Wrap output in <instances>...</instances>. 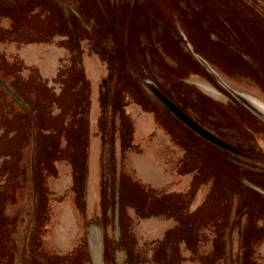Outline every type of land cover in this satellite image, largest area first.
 I'll return each instance as SVG.
<instances>
[{
	"label": "rangeland",
	"instance_id": "374dc122",
	"mask_svg": "<svg viewBox=\"0 0 264 264\" xmlns=\"http://www.w3.org/2000/svg\"><path fill=\"white\" fill-rule=\"evenodd\" d=\"M0 80V264H264V0H0Z\"/></svg>",
	"mask_w": 264,
	"mask_h": 264
},
{
	"label": "crops",
	"instance_id": "0c3cea01",
	"mask_svg": "<svg viewBox=\"0 0 264 264\" xmlns=\"http://www.w3.org/2000/svg\"><path fill=\"white\" fill-rule=\"evenodd\" d=\"M53 50H54V48H53ZM57 52H55V53H57L58 54V57H57V61L55 62L56 63V65L54 66V67H52L51 66V70L49 71H46L44 68H41L40 66H38L40 69H42V70H39L40 72H39V74H40V76H41V78L40 79H35L34 80V82H33V84H37V85H41V86H43L45 89H47V87H48V83H50L51 84V86H53V82L55 81V80H57L56 78H58V75H59V66H58V63H59V61L61 62V64H63L64 63V61H63V59H61V58H63V54H62V52H66L63 48H60V49H57L56 50ZM61 59V60H60ZM60 64V63H59ZM64 65V64H63ZM58 66V67H57ZM60 66H62V65H60ZM54 69V70H53ZM95 69H98V72H99V68H96L95 67ZM82 70H83V68H82ZM86 72H87V77H88V79H91V80H89L90 82H91V86L94 88V85H99L100 84V82L102 81V79H101V75L99 74V73H97L98 74V76L99 77H95V75H92L91 74V72L87 69L86 70ZM101 72V71H100ZM97 74H96V76H97ZM98 79V80H97ZM89 82V83H90ZM55 83V82H54ZM98 87H100V85L98 86ZM50 89V88H49ZM4 91V90H3ZM6 92V91H5ZM7 93V92H6ZM2 95V94H1ZM8 95H9V97L8 98H6V101L7 102H9L10 104H12L13 105V107L15 108V110L19 113V110H18V108L20 107V104L22 105V108L21 109H24V111H26V117H27V120H29L28 122L30 123V126H31V131H34V128H36V125H35V119H34V107H30V105H31V103L29 104L28 103V105L25 107L23 104H22V102L20 101V103H18V106H16V103L17 102H15L14 101V99L12 98L13 96H11L9 93H8ZM30 99H31V101H34V100H36V96L34 95V96H32V97H30ZM98 99H99V97H98ZM94 110L96 111V112H99V109H98V106H97V104H96V101L94 102ZM1 112V111H0ZM1 118V117H0ZM38 118H40V115L38 116ZM41 118H42V116H41ZM74 118V117H73ZM73 118H72V120H73ZM76 119V120H75ZM75 119H74V121H78L79 120V118L78 117H75ZM69 129V128H68ZM4 130V131H3ZM3 130H2V127L0 126V141H1V137H4L5 135H7V142H8V147L7 146H5V145H3V146H1L0 145V163L1 162H3V160H5L4 158H5V156L7 155V154H9V152H10V149H11V147L9 146V145H11V142L9 141V140H11V135H10V128L8 129L6 126H5V128H3ZM46 131V130H45ZM35 132V131H34ZM9 139V140H8ZM44 139V138H43ZM59 143H61V141L59 140ZM36 140H35V138L32 136V137H30L29 138V140H28V148H30V151L31 152H34V150L36 149ZM63 144V143H62ZM7 145V144H6ZM5 146V147H4ZM7 148H9V149H7ZM7 149V150H6ZM6 152V153H5ZM41 242V241H40Z\"/></svg>",
	"mask_w": 264,
	"mask_h": 264
},
{
	"label": "water",
	"instance_id": "95a60500",
	"mask_svg": "<svg viewBox=\"0 0 264 264\" xmlns=\"http://www.w3.org/2000/svg\"><path fill=\"white\" fill-rule=\"evenodd\" d=\"M157 95L160 97L162 103L164 105H166L171 110V112H173L181 121H183L185 124H187L189 128H191L195 132H197L200 135H202L203 137H205L206 140H209L210 142H213L217 145L223 146V148H229L226 145H224L222 142H220L219 140L214 138L212 135L207 133L206 130H204L203 128H201L197 124H195L193 121H191L190 118H188V116L186 114H184L179 108H177L175 105H173L167 98L159 95V93H157ZM242 100L252 110L258 112L260 115H261V112L264 113L263 109H262V111H259L258 105L255 104L251 99H249L250 101L249 100L247 101V99H242Z\"/></svg>",
	"mask_w": 264,
	"mask_h": 264
},
{
	"label": "flooded vegetation",
	"instance_id": "af4514ba",
	"mask_svg": "<svg viewBox=\"0 0 264 264\" xmlns=\"http://www.w3.org/2000/svg\"><path fill=\"white\" fill-rule=\"evenodd\" d=\"M0 87L5 90L7 93H9L11 96H13L12 98L14 99L15 102H17V105L18 103H20V101L16 98V95L14 94V91L13 90H9L8 88H6L4 86V81L0 80ZM12 105V104H11Z\"/></svg>",
	"mask_w": 264,
	"mask_h": 264
}]
</instances>
